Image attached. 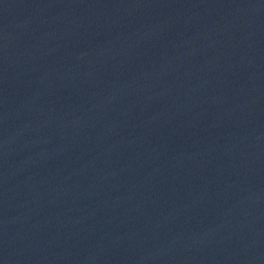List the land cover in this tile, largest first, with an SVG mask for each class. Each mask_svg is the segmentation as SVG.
<instances>
[{
    "label": "water",
    "instance_id": "obj_1",
    "mask_svg": "<svg viewBox=\"0 0 264 264\" xmlns=\"http://www.w3.org/2000/svg\"><path fill=\"white\" fill-rule=\"evenodd\" d=\"M0 264H264V0H0Z\"/></svg>",
    "mask_w": 264,
    "mask_h": 264
}]
</instances>
